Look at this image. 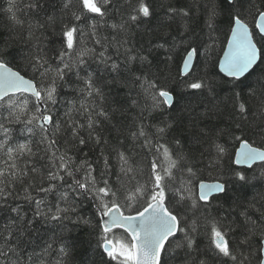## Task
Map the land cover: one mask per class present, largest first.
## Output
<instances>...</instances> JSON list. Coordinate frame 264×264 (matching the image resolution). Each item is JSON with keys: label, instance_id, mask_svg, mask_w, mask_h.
<instances>
[{"label": "snow or ice", "instance_id": "1", "mask_svg": "<svg viewBox=\"0 0 264 264\" xmlns=\"http://www.w3.org/2000/svg\"><path fill=\"white\" fill-rule=\"evenodd\" d=\"M0 11V264H74L68 234L81 226L95 237L82 264H264V195L248 200L244 170L264 178V5H168L181 31L147 46L136 35L156 19L148 0H5ZM16 42L25 48L11 52ZM21 54L30 78L10 66ZM61 89L74 94L62 114Z\"/></svg>", "mask_w": 264, "mask_h": 264}, {"label": "trees", "instance_id": "2", "mask_svg": "<svg viewBox=\"0 0 264 264\" xmlns=\"http://www.w3.org/2000/svg\"><path fill=\"white\" fill-rule=\"evenodd\" d=\"M150 4H152L154 11H155V17L151 24L149 25H142V34L141 32H137L136 35V42L137 45L140 43H143L145 46H147L149 40L152 42L156 41H162L163 39H169L171 40L172 37L178 36V33L181 31L180 28V21H169L164 18L165 9L168 5H175V6H183L186 2V0H148ZM256 3H260L261 5H264V0H256ZM5 5V0H0V7H3ZM163 5V6H161ZM160 22H163L164 27L160 26ZM248 22L252 23V18H248ZM192 27L197 34H201V30L203 29V34L201 35V38L203 40H207V28L202 23L200 19V15L198 14L196 19L193 21ZM218 28L220 31L216 34L218 35L217 45L220 44V42L224 41L225 39V33L228 28V21L225 16H221L218 18ZM9 39V28H8V21L5 17V14L0 11V44L3 43V41ZM195 39L193 40V43H195ZM25 45L20 42H16L12 45V48L10 49L11 52H16L21 49H24ZM203 49H201V56L200 61H203V55H202ZM184 55V52L181 48H177L176 53L174 55V59L170 64L169 71L171 73V76L177 75V69L181 62L182 56ZM10 60V66L20 71L25 77L30 78L33 73L30 68H28L25 64V60L23 58V54L20 56H17L15 60H12L11 57H9ZM95 67V65H93ZM218 72V68L211 70ZM218 84L220 85L218 87V91L220 92V96L222 98H227L231 96V92L228 90L229 85H226L223 83V74L220 73L218 76L215 77ZM74 79V77H73ZM255 79V77H253ZM174 87V84L172 85ZM239 91V89H236ZM113 94L115 95V90L113 91ZM74 98V94L69 91L68 89H61L59 94V100L60 103L57 105V108L60 109V113L62 114L63 109L66 105V103ZM121 98H123V93H121ZM183 103V101H181ZM13 135L17 139H20L23 141L25 137H27V132L24 130L23 125H13ZM227 139V138H225ZM229 143L231 141L229 140ZM232 147H229V153L232 152ZM225 165L227 166H234L230 164L229 160H225ZM247 173V175L250 177L249 185L245 190L249 192L248 200H253L254 197L259 198L261 195H264V178L260 176L261 168L259 165H254L253 169H244ZM217 173L215 172H204L202 179L206 182H213V180L216 178ZM237 190L239 189V184L236 185ZM244 191V190H241ZM214 203V211L213 215L217 214V211L219 212L220 216H225L227 213L225 211V207H220L219 204H217L215 201ZM85 213H90V206L86 205L84 208ZM238 212V210H237ZM237 212L233 213V218L237 215ZM68 238L70 243L74 245L73 248V256L75 257L74 264H82V261H84L87 258H90L92 255V252L94 250L95 246V237L89 234V230L86 227H79L74 232L68 234ZM208 241L205 239L204 244H207ZM96 264H100L99 258L97 257Z\"/></svg>", "mask_w": 264, "mask_h": 264}, {"label": "water", "instance_id": "3", "mask_svg": "<svg viewBox=\"0 0 264 264\" xmlns=\"http://www.w3.org/2000/svg\"><path fill=\"white\" fill-rule=\"evenodd\" d=\"M13 70H15V69H13ZM17 71V70H16ZM27 78V77H26Z\"/></svg>", "mask_w": 264, "mask_h": 264}]
</instances>
